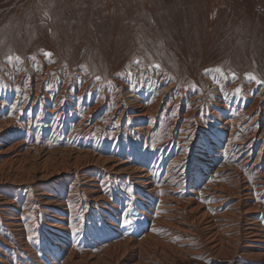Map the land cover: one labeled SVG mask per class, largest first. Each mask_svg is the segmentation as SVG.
<instances>
[{
    "label": "rangeland",
    "instance_id": "374dc122",
    "mask_svg": "<svg viewBox=\"0 0 264 264\" xmlns=\"http://www.w3.org/2000/svg\"><path fill=\"white\" fill-rule=\"evenodd\" d=\"M218 1L0 0V264L145 239L172 190L257 191L264 0Z\"/></svg>",
    "mask_w": 264,
    "mask_h": 264
},
{
    "label": "bare ground",
    "instance_id": "6f19581e",
    "mask_svg": "<svg viewBox=\"0 0 264 264\" xmlns=\"http://www.w3.org/2000/svg\"><path fill=\"white\" fill-rule=\"evenodd\" d=\"M219 1L216 8L219 7ZM257 138L264 142V128L259 136L252 133V137H247L241 143L249 147L245 166L253 158L252 146ZM256 167H262L257 159L249 171ZM235 188L236 191L231 192L232 189H224L221 185L212 187L209 205H203L198 197L190 196L183 200L172 190L169 194L159 196L157 205L173 206L162 207L156 213L144 235L145 239L116 243L102 257L78 258L74 261L68 259L67 263L61 264H264V227L261 224L264 220V175L257 191L247 185V180ZM149 192L151 195L156 194L153 190ZM229 200L223 209L224 203ZM176 204L178 206H174ZM146 238L150 240L144 241Z\"/></svg>",
    "mask_w": 264,
    "mask_h": 264
},
{
    "label": "snow or ice",
    "instance_id": "6c2138e0",
    "mask_svg": "<svg viewBox=\"0 0 264 264\" xmlns=\"http://www.w3.org/2000/svg\"><path fill=\"white\" fill-rule=\"evenodd\" d=\"M46 56H48V55H51L50 53H47V52H45L44 53ZM136 63H139V61H135ZM153 67H156V68H158L159 67V65H153ZM216 71H221L220 69H216ZM254 78V77H253ZM97 79H99V77H97ZM237 91H239L238 89H237Z\"/></svg>",
    "mask_w": 264,
    "mask_h": 264
}]
</instances>
